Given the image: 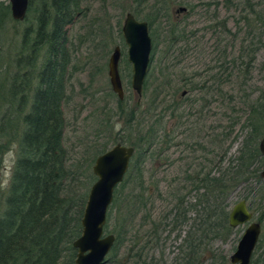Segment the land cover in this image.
I'll list each match as a JSON object with an SVG mask.
<instances>
[{
	"label": "trees",
	"instance_id": "trees-1",
	"mask_svg": "<svg viewBox=\"0 0 264 264\" xmlns=\"http://www.w3.org/2000/svg\"><path fill=\"white\" fill-rule=\"evenodd\" d=\"M134 2L135 7L128 12L147 21L152 31L161 18H170V8L179 3ZM213 4L219 10L218 5L226 11H235L234 39L245 28L251 40L248 44L240 43L238 54L230 63L227 48L224 49L221 65L217 66L221 71L212 76L211 86L206 81H194L201 75L187 79L191 90L201 93L205 90L201 98L203 106L211 105L206 100L211 92L225 96L223 88L232 77L244 92L260 47L259 39L264 37V0H223L222 4L216 1ZM148 6L145 15L144 8ZM206 6L211 8L212 3ZM194 8L188 5V10ZM83 15L81 0H30L27 18L20 23L13 20L9 3H0V185L4 182L6 153L16 145V161L8 186L0 187V264H76L77 250L73 244L82 235L81 221L90 189L97 180L91 167L97 159L95 155L107 151L94 148L92 157L80 164L71 160L64 146L63 105L68 102L72 63L67 27ZM210 19L214 22L211 29H220L224 35L232 33L227 19L219 21V13ZM20 24L24 26L19 32ZM174 26L167 31L170 42L187 41L186 29ZM10 27L15 28L13 35ZM117 29L123 38L120 24ZM108 31L109 44L113 45L114 30ZM151 36L154 43L152 33ZM240 100L247 116L236 154L228 157L229 150L224 147L232 135L229 130L220 135L214 132L208 140L190 145L193 152L195 146L206 157H200L201 162L194 157L191 163H186L181 181L167 192L173 207L157 220L152 214L154 198L152 190L146 187L143 166L161 157L173 139L162 126L163 117L155 119L156 115L149 116L147 111L144 119L152 117L151 124L143 118L137 120L141 104L137 101L127 111L126 99L118 100L119 109L126 114V125L122 130L125 136L115 145L133 147L136 154L128 177L115 191L108 214L106 233L115 235L116 243L107 264H231L230 258L215 246L232 237L233 229L229 226L232 194L238 188H251L263 182L260 173L264 169V157L258 149L264 135V88ZM181 106L176 99L166 109L171 118H177L178 127L184 117L177 115ZM239 122L240 119L231 120L230 130ZM134 127H138L137 135ZM219 149L223 150L222 155L221 151L217 153ZM155 198L163 200L164 195L159 191ZM248 209L251 211L250 206ZM257 221L261 223V217ZM173 234L174 241L180 243L177 252L168 259L167 244ZM125 243L128 249L125 258L120 259V249ZM253 257L251 264H264V256L257 261Z\"/></svg>",
	"mask_w": 264,
	"mask_h": 264
},
{
	"label": "rangeland",
	"instance_id": "rangeland-1",
	"mask_svg": "<svg viewBox=\"0 0 264 264\" xmlns=\"http://www.w3.org/2000/svg\"><path fill=\"white\" fill-rule=\"evenodd\" d=\"M174 1L182 4L173 5L170 8V18H161L160 23H156L153 31L151 30L154 38L152 62L146 80V89L141 99V108L137 113V120L141 121L146 117L144 113L147 111L150 112L149 116L155 114V119L163 117L162 126L166 127L173 139L169 149L161 157H155L143 166L146 187L153 193L152 214L155 220L163 217L173 207L167 192L175 188L181 181L186 163H191L194 157L199 158L198 162L202 161L200 157H206L195 146L193 147L196 152H193L189 146L194 145L198 140H208V136L214 132L220 135L228 133L229 130L232 131V135L228 141H225L224 147L229 150L228 157H233L245 133L242 124L247 112L241 104L240 98L243 99L257 89L264 88V37H261L259 50L255 55L254 64L251 66L249 83L243 88L244 92L238 89L237 82L232 77V81L227 82L223 88L226 95L220 96L211 92L209 97H206L211 105L203 106L201 98L204 96V92L201 93L196 89L191 90V87L186 84L187 79L201 75L194 81L196 83L206 81L207 86H211L212 76L220 73L217 66L221 65V53L224 49L227 48V62L230 63L232 59L236 58L240 43L246 41L244 44H248L251 39L246 35L245 28L237 36V39L232 37L237 18L235 11H226L218 5L219 10L213 4L215 1L222 4L223 0ZM1 2L9 3V0H0ZM81 2L84 15L67 27L68 48L72 63L71 78L67 87L68 102L63 105L66 118L64 146L74 163H85L87 157H92L91 151L94 148L100 149L101 152H104L102 149L108 151L125 136L122 130L126 125V114L123 115L119 109V98L112 90L108 73L109 59L117 46L122 51L120 74L126 93L124 108L129 111L138 101L137 95L130 85L132 66L128 62L127 47L123 38L117 33L119 24L123 27L128 11L135 7L134 0H81ZM207 3H212V7L208 8ZM188 5L195 7L193 11L188 10ZM148 7L144 8L143 14H148L150 6ZM180 8H186L187 11L180 13ZM217 13H219V21L228 20L231 34L224 35L220 29L210 28L214 24L210 18ZM175 24H178L181 30L186 29L187 41L170 42L167 31ZM23 26L21 24L18 26L19 32ZM110 29H113L115 34L113 45L109 44L108 30ZM14 32L15 28L10 27V34L13 35ZM220 40H222L221 44ZM228 66L230 67V64ZM183 92H187L184 97L182 96ZM176 99L182 103L177 115H184L179 127L177 118H171V112L166 110ZM155 108L157 109L154 112ZM150 118L152 117L144 119L145 122L151 124ZM235 119H240V122L230 130V121ZM152 120L154 119L152 118ZM137 128H132L135 133ZM220 151V155H222L223 150L221 149L217 153ZM99 156L95 155V157ZM93 166L94 164H92L91 171ZM4 167L5 180L9 172L6 168V159ZM12 169L13 167L10 169V176ZM262 181L253 184L251 188H238L232 194L231 199L232 208L237 202L246 198L245 201L253 213V221L258 222L260 217L262 219L260 223L261 235L258 249L254 251V261H257L258 257L264 256V180ZM130 187L134 188V185L131 184ZM158 189L164 195L163 200L155 198L159 192ZM129 191L131 189L127 190V193ZM246 226L233 229L232 237L228 241L217 242L215 246L217 250L230 258ZM174 236L175 234L168 240L166 251L168 259L169 256L171 259L173 253L177 252L176 247L180 243V241H174ZM127 249L128 245L125 243L120 249V259L125 258Z\"/></svg>",
	"mask_w": 264,
	"mask_h": 264
},
{
	"label": "water",
	"instance_id": "water-1",
	"mask_svg": "<svg viewBox=\"0 0 264 264\" xmlns=\"http://www.w3.org/2000/svg\"><path fill=\"white\" fill-rule=\"evenodd\" d=\"M14 21L24 22L27 18L30 0H9ZM180 8L179 12H186ZM124 43L127 47L128 62L132 66L131 87L137 98L142 99L154 50L150 25L128 13L122 27ZM122 51L116 47L109 59V78L113 92L119 100H125V89L120 74ZM185 94V93H184ZM260 155L264 157V135L258 144ZM136 154L133 147L117 144L97 157L92 168L96 182L90 189L88 201L81 221L82 235L73 246L77 250L76 264H107L116 243L113 234L106 233L108 214L114 202L115 191L121 185L131 167ZM264 180V169L260 173ZM246 226L235 251L230 257L231 264H251V260L261 235V224L253 221V213L245 200L237 202L230 212L229 226L232 229Z\"/></svg>",
	"mask_w": 264,
	"mask_h": 264
},
{
	"label": "clouds",
	"instance_id": "clouds-1",
	"mask_svg": "<svg viewBox=\"0 0 264 264\" xmlns=\"http://www.w3.org/2000/svg\"><path fill=\"white\" fill-rule=\"evenodd\" d=\"M15 149L16 145L11 146V150L6 153V168L9 170L7 178L4 180L3 184L0 187H7L10 179V169L14 166L15 163Z\"/></svg>",
	"mask_w": 264,
	"mask_h": 264
},
{
	"label": "flooded vegetation",
	"instance_id": "flooded-vegetation-1",
	"mask_svg": "<svg viewBox=\"0 0 264 264\" xmlns=\"http://www.w3.org/2000/svg\"><path fill=\"white\" fill-rule=\"evenodd\" d=\"M105 48V47H104ZM122 59V58H121ZM203 92H205V90L203 91ZM185 93V94H184ZM187 95V92H183L182 93V96L184 97V96H186ZM138 104H141V99H140V103H139V99H138Z\"/></svg>",
	"mask_w": 264,
	"mask_h": 264
}]
</instances>
